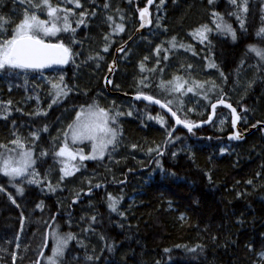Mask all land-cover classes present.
Returning a JSON list of instances; mask_svg holds the SVG:
<instances>
[{
    "label": "trees",
    "instance_id": "trees-1",
    "mask_svg": "<svg viewBox=\"0 0 264 264\" xmlns=\"http://www.w3.org/2000/svg\"><path fill=\"white\" fill-rule=\"evenodd\" d=\"M38 2L36 15L43 12L48 22L68 12L66 2L78 13L67 31L50 38L70 52L63 68L0 71V147L20 140L33 149L41 179L32 184L0 172V264H37L54 217L52 228L72 238L62 264H264L263 128L230 142L231 113L217 107L210 125L172 133L174 121L159 107L107 92L103 82L115 50L140 24L139 9L147 0L111 5L80 0L91 5V16L97 15L91 26L79 0H0V43L26 15L35 14ZM160 2L151 7L153 26L119 56L113 90L157 97L188 75L206 102L200 107L204 112L180 110L178 94L172 108L183 120L207 119L210 103L224 98L237 107L243 128L264 123L262 0H164L159 9ZM49 6L56 16L49 15ZM242 6L244 12L235 16ZM212 12L223 16L230 36L207 25ZM118 25L129 32L110 46L108 38ZM204 25L207 41L190 36ZM247 67L248 84L242 89L237 76ZM121 101L128 105L115 160H82L76 175L65 177L56 139L73 123L77 109L99 105L112 120ZM147 112H161L167 124L149 120ZM223 115L228 119L219 126Z\"/></svg>",
    "mask_w": 264,
    "mask_h": 264
},
{
    "label": "rangeland",
    "instance_id": "rangeland-1",
    "mask_svg": "<svg viewBox=\"0 0 264 264\" xmlns=\"http://www.w3.org/2000/svg\"><path fill=\"white\" fill-rule=\"evenodd\" d=\"M262 2L264 6V0H262ZM163 3L164 0H161V2L158 5L159 9L160 6L163 5ZM38 6H39V2L36 3V7H35L36 10H34L35 14L26 15V16H28L29 18L35 16L37 21L43 22V25L42 26L33 25V27L27 31L26 33L27 36H34L42 40L52 41L50 40V38L58 37L61 32L67 31L77 18V13H78L77 8L76 6L70 5L69 2L65 3V6L69 7L67 9L68 12L65 11L59 12L58 13L59 18L57 16V20L54 19L51 22H48L47 19L43 17L44 16L43 12L40 13V16L36 15V13L40 11L37 10ZM240 11L244 12L243 6L242 8H237L235 10L234 12L235 16H238ZM54 16H56V13ZM208 20L209 23L207 25L211 26V28L223 31V33H226L229 36L232 33L231 28L225 27L226 22L224 21V18L221 14L212 12L208 17ZM21 23L19 25H21ZM53 25H55V27L59 29L58 31H55L54 34L46 33L43 30L45 28H51ZM207 25L193 29L192 32L190 33V36L191 37L194 36L196 39H204V41H207L208 40L207 37L208 35L206 33V30L208 29ZM18 26L13 30L11 35H8L6 38H4L1 41L0 47H2L6 41L12 40L14 37H17ZM120 28H122L123 30L122 31L119 30ZM112 30L113 33L110 35L107 41V44L110 46L112 45V42L114 41L116 36L120 37L122 34L129 32V28H125L120 25L113 28ZM198 30L203 31L204 34L203 37L197 34ZM16 69L17 67L5 65L3 68H0V71L3 72L4 70H10V72L14 74H18L19 70ZM211 70H209V73L211 72ZM249 72L250 69H248L247 67V69L241 70L237 76L238 80L240 81L239 86L242 89H244L248 84L247 81L243 79L245 76L247 77V75L244 74H248ZM61 75L62 74H60L59 77ZM213 75L214 72L212 71L211 76L213 77ZM171 81L173 82L174 80ZM194 88L196 87L192 79L188 75H182L180 76L178 81L173 82L172 85L170 86L167 85L164 87V89H169V91L163 92V95L157 93H155L154 95H156L158 98L169 104L171 107L172 106L175 107L177 103L175 98L179 94L180 99L177 103L178 109L185 111L186 108H188L191 112H198V111L204 112V109L200 110V107L205 104L206 100L202 99L201 97L202 93L198 94L197 93L198 90ZM111 89H113V83ZM238 95L242 96V92L239 91ZM127 105H128L127 101H121L113 112L112 116L114 118L112 120H110L109 118L110 115L108 111L104 110L99 105H88L77 109L73 123L67 128L64 134H61L56 139V145L60 147V152L62 149L65 150V154L60 155V157L58 158L61 170L65 177L69 178L73 175H76L77 171L82 167V160L102 159L104 156H108L110 162H113L115 160L117 152L122 148V143L124 142L122 132L120 130V125H121V121L123 120V117L126 115L123 109ZM147 113L144 114L149 120L155 121L163 125L167 124L166 122L167 119L161 112H157L155 115L149 113L147 114ZM142 116H144L143 113ZM227 119L228 116L225 115L221 116V118L219 119V126H222L225 120ZM97 125H99V128H102L104 130L100 131L99 128L96 127ZM85 126L91 127L93 130L88 131ZM76 129H79L82 132V135L79 138L74 139L73 132ZM109 140L111 141V143L108 142ZM101 145H103L102 149H101ZM157 146H155L150 151L148 150L147 153L150 154L153 150L158 149L159 146L158 147ZM81 157H83V159H81ZM142 158L144 157L141 155L138 156L139 160H141ZM5 161H7V168L5 167ZM13 168H21L23 169V171L20 175L8 174L10 170ZM66 171L70 172L71 174L65 175ZM0 172L5 176L10 177L11 179H19L32 184L41 183L39 174L35 169L34 151L31 148H27L25 143H23L20 140H15L10 145L0 147ZM90 178H91L90 176L88 175L86 176L87 182H89ZM75 193L76 194L81 193V191H76ZM41 206L42 204H40V208ZM16 239H17L16 244L21 245L20 236H17ZM71 239L72 238L70 237L69 234L62 232L57 228L56 229L52 228L50 231L49 249L47 251L46 256L42 260V264H62L61 263L62 259L64 258L67 252ZM23 248L24 247H22V249ZM19 253H22V251Z\"/></svg>",
    "mask_w": 264,
    "mask_h": 264
},
{
    "label": "water",
    "instance_id": "water-1",
    "mask_svg": "<svg viewBox=\"0 0 264 264\" xmlns=\"http://www.w3.org/2000/svg\"><path fill=\"white\" fill-rule=\"evenodd\" d=\"M155 2H156V0H147L146 4L140 8V10H139V21H140L139 27L137 28L135 33L132 36H130V38L128 40H126L124 43H122L121 45H119L116 48L113 61L110 64L109 70H108V72L105 76V79H104L105 86L109 92H113L111 90L112 83H113L112 75L114 74V72L117 68V59H118L119 54L138 35L139 32H142L146 28H150L152 26V24H153V13H152L151 7ZM28 37H31L34 40H40L45 45H53V46L62 45L63 48H67L64 44H62L60 42L42 40V39L34 37V36H28ZM45 51H46V55L42 58V62L44 63V67L34 68V69L63 68L65 65H67L69 58H70L69 50H68V54H67V62L66 63H53L52 62L56 59L61 58L64 55L62 49L54 47L51 49H47ZM119 94L122 96H128L131 99L136 100V101L151 103V104L159 107L160 109H162L174 121L175 125H174V128L172 130V133L178 127H182V128L188 129V130H192V129H197V128H201V127H205V126L210 125L216 119L217 107H224L227 110H229L231 113V124H232L233 130H232V132H230L228 134V140H230V141H234V142L235 141H242L247 135L251 134L257 128L264 127L263 122H258L256 125L250 126V128H248V129H243L241 124H240L241 115H240L237 107L235 105H233L229 100H226L224 98L216 99V100L211 102L210 114H209L207 119L199 120L196 122H189V121L183 120L169 104H167L166 102H164L163 100H161L155 96H152V95L146 94V93H142V92H136V93H130V94L127 92H119ZM149 97L151 99H149ZM233 110H235V111H233ZM86 193L89 194L90 190H87ZM73 200H74L73 201L74 203H77L79 198L76 197ZM57 214L58 213H56V215ZM54 221H55V217L53 218V220L50 222V224L48 226V232L46 235V243H45V247L43 248L44 251L39 256L38 264H41V261L43 259L44 254H45V251L47 249L48 243L50 241V231H51V228H52Z\"/></svg>",
    "mask_w": 264,
    "mask_h": 264
},
{
    "label": "snow or ice",
    "instance_id": "snow-or-ice-1",
    "mask_svg": "<svg viewBox=\"0 0 264 264\" xmlns=\"http://www.w3.org/2000/svg\"><path fill=\"white\" fill-rule=\"evenodd\" d=\"M44 3L47 4V0H44ZM56 9L51 8L49 6V15H55ZM33 25L42 26V21H37L35 16H32L29 18L28 16H25L24 21L21 23V25L18 26V35L17 37H14L12 40L6 41L5 44L0 47V68H3L5 65H10L12 67H19V68H40L44 67V63L42 62V58L46 55L47 49H51L54 47L62 49L64 55L52 61L53 63H66L67 62V54L68 49L63 48L62 45L59 46H53V45H45L40 40H34L31 37H28L26 35L27 31L30 30ZM46 33H55V31H58L53 25L51 28H45L43 29ZM119 30H123L120 28ZM198 35L203 37V31L198 30ZM206 38V37H205ZM149 99H151L149 97ZM235 111V110H233ZM238 118V117H237ZM88 131H92L93 129L91 127L85 126ZM99 128V125L96 126ZM100 131H103L104 129L99 128ZM82 135V132L79 129L74 130L73 137L79 138ZM238 138V137H237ZM111 143V141H108ZM103 148V145H101V149ZM65 150L62 149L60 152V155H64ZM83 159V157H81ZM5 167L7 168V161H5ZM23 169L21 168H13L10 170L8 174H15L20 175L22 173ZM70 172H65V175H70ZM113 208H115V203L112 205Z\"/></svg>",
    "mask_w": 264,
    "mask_h": 264
},
{
    "label": "bare ground",
    "instance_id": "bare-ground-1",
    "mask_svg": "<svg viewBox=\"0 0 264 264\" xmlns=\"http://www.w3.org/2000/svg\"><path fill=\"white\" fill-rule=\"evenodd\" d=\"M86 23H87V25H90V26H91V21H90V22L87 21ZM153 24H154V21H153ZM153 24H152V26H153ZM152 26H151V27H152ZM138 27H139V25H138ZM138 27H137V28H138ZM151 27H150V28H151ZM137 28L135 29V31L137 30ZM146 29H149V28H146ZM146 29H145V30H146ZM145 30H144V31H145ZM135 31L133 32V34L135 33ZM144 31L139 32L138 35H137L133 40H135V39L139 36V34L143 33ZM133 34H132V35H133ZM132 35H131V36H132ZM133 40H132V41H133ZM132 41H131V42H132ZM114 55H115V54H114ZM111 90H112L113 92H109V91H108L110 94H119V91H114L113 89H111ZM119 95H120V94H119ZM125 97H128V96H125ZM210 104H211V103H210ZM230 115H231V114H230ZM230 117H231V116H230ZM213 122H214V121H213ZM213 122H212V123H213ZM256 124H257V123H256ZM256 124H254V125H256ZM252 126H253V125H252ZM242 128H243V127H242ZM249 128H250V127H249ZM261 128H263V133H264V127H261ZM243 129H245V128H243ZM232 130H233V129H232ZM227 139H228V135H227ZM229 141H230V140H229ZM230 142H234V141H230ZM235 142H239V141H235ZM96 187H98V186H94V187H92V188H90V189H87V190H90V193H91V191H93L94 189H96ZM87 190H86V191H87ZM86 191H85V195H89V194L86 193ZM85 195H83V196H76V197L80 199V198H84ZM76 197H74V198H76ZM74 198H73V199H74ZM73 201H74V200H73ZM78 201H79V200H78ZM73 203H74V202H73ZM74 204H75V203H74ZM71 209H72L71 211L66 212V215H67V216H70V215L72 214V212H73V207H72ZM56 213L59 214V211L55 212V216H56ZM58 214H57V215H58ZM49 224H50V223H49ZM48 226H49V225H48ZM52 227H53V225H52ZM51 229H52V228H51ZM47 232H48V227H47L46 235H47ZM46 235H45V241H44V244H43V247H42V250H41L40 254L44 251L43 248L45 247V243H46ZM49 245H50V241H49V243H48V246H47L46 251L48 250ZM46 251H45V253H46ZM40 254H39V256H40ZM44 255H45V254H44ZM39 256H38V259H37V264H38V261H39ZM41 263H42V261H41Z\"/></svg>",
    "mask_w": 264,
    "mask_h": 264
},
{
    "label": "flooded vegetation",
    "instance_id": "flooded-vegetation-1",
    "mask_svg": "<svg viewBox=\"0 0 264 264\" xmlns=\"http://www.w3.org/2000/svg\"><path fill=\"white\" fill-rule=\"evenodd\" d=\"M107 2V4L108 5H111V3L113 2V3H117V0H104V2ZM103 2V3H104ZM79 3H80V6H83V7H87V9L86 10H83V12H84V15L86 16V17H89L88 18V22H90L92 19H94L97 15H96V13H94L92 16H91V11L92 10H89V8L88 7H90L91 5H89V4H83V2H80V0H79ZM103 3H100V4H98V6H95V12H97L99 9H101L102 8V5H103ZM140 10V9H139ZM139 25V24H138ZM138 27V26H137ZM136 27V28H137ZM124 51V50H123ZM122 51V52H123ZM121 52V53H122ZM121 53H120V55H121ZM114 57V56H113ZM118 58H119V56H118Z\"/></svg>",
    "mask_w": 264,
    "mask_h": 264
}]
</instances>
